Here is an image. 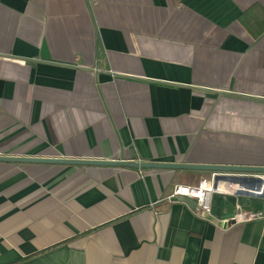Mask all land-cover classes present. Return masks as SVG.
<instances>
[{
    "label": "crops",
    "instance_id": "0c3cea01",
    "mask_svg": "<svg viewBox=\"0 0 264 264\" xmlns=\"http://www.w3.org/2000/svg\"><path fill=\"white\" fill-rule=\"evenodd\" d=\"M0 157L264 167V0H0ZM216 175L0 162V264H264Z\"/></svg>",
    "mask_w": 264,
    "mask_h": 264
},
{
    "label": "water",
    "instance_id": "95a60500",
    "mask_svg": "<svg viewBox=\"0 0 264 264\" xmlns=\"http://www.w3.org/2000/svg\"><path fill=\"white\" fill-rule=\"evenodd\" d=\"M0 162L12 163H34V164H54V165H73V166H108V167H125V168H140V169H164V170H184V171H203L209 173H216L213 178L217 183L220 180L228 179L227 176L222 174L249 175L262 176L264 175V167H247V166H227V165H194L183 163H142V162H129L124 160L115 161H99V160H80V159H44V158H25V157H0ZM229 179H234L231 177ZM258 180H262L261 177ZM174 201L184 203L190 209H196V203L187 198H175ZM207 219L213 221L212 217L206 216ZM236 221L227 223H218L220 227L229 228L234 225Z\"/></svg>",
    "mask_w": 264,
    "mask_h": 264
},
{
    "label": "built area",
    "instance_id": "2783aa9c",
    "mask_svg": "<svg viewBox=\"0 0 264 264\" xmlns=\"http://www.w3.org/2000/svg\"><path fill=\"white\" fill-rule=\"evenodd\" d=\"M91 3V0H88ZM261 177L262 180H258ZM248 180L247 186L242 187L240 190L251 195L261 196L264 194V176L246 177ZM214 180H202L197 186H184L176 187L169 197L170 201L175 198H187L196 203V210L201 215L210 214L211 201L213 193L216 190Z\"/></svg>",
    "mask_w": 264,
    "mask_h": 264
}]
</instances>
